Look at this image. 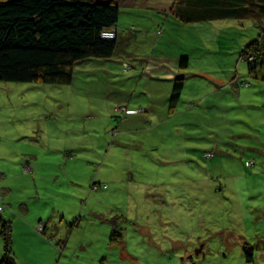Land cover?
I'll return each instance as SVG.
<instances>
[{
    "label": "rangeland",
    "instance_id": "374dc122",
    "mask_svg": "<svg viewBox=\"0 0 264 264\" xmlns=\"http://www.w3.org/2000/svg\"><path fill=\"white\" fill-rule=\"evenodd\" d=\"M115 1L114 57L77 63L67 85L0 81V221L15 264H264V65L243 56L264 17L184 23L175 0ZM117 210L113 230L99 216Z\"/></svg>",
    "mask_w": 264,
    "mask_h": 264
},
{
    "label": "trees",
    "instance_id": "16d2710c",
    "mask_svg": "<svg viewBox=\"0 0 264 264\" xmlns=\"http://www.w3.org/2000/svg\"><path fill=\"white\" fill-rule=\"evenodd\" d=\"M114 1L0 0V81L67 85L74 80L77 63L90 58L114 57L121 45L117 32L121 13ZM175 2L172 12L184 23L264 17V0ZM263 29L264 24L261 35L243 53L252 72L264 65ZM108 32H115V37L105 39L104 34ZM179 60V68L187 70L189 59L182 56ZM181 77L174 81L172 107L184 89L185 79ZM0 222L4 240L0 263L15 264L11 228L7 222ZM248 260L253 261L252 254L247 256Z\"/></svg>",
    "mask_w": 264,
    "mask_h": 264
},
{
    "label": "crops",
    "instance_id": "0c3cea01",
    "mask_svg": "<svg viewBox=\"0 0 264 264\" xmlns=\"http://www.w3.org/2000/svg\"><path fill=\"white\" fill-rule=\"evenodd\" d=\"M136 5V4H135ZM149 6H151V7H156V9H158L159 11H163V9H161V8H168V5H163V4H157V3H150V4H148ZM171 9V8H170ZM166 9H164V11H165ZM118 36L119 37H121V35H119V33H118ZM120 41H121V38H120ZM123 44V45H122ZM124 46V43H121V45H120V50L122 51V47ZM178 67H179V62H178ZM180 69V68H179ZM181 70V69H180ZM183 71V70H182ZM178 76V75H177ZM181 76V75H180ZM169 98V97H168ZM180 101V100H179ZM178 101V102H179ZM178 103H176V105H177ZM176 105L174 106V107H172L171 105H169V109L170 110H172V109H174L175 107H176ZM130 111V110H129ZM136 113V110H132L131 109V111H130V115H128V113L126 114V113H123V114H125L126 116H133L132 114H135ZM181 163V164H183L184 163V161H177V163ZM182 193V192H181ZM110 212V214H108V215H103V217H101V216H99L100 217V220H102V221H104V222H110L111 224H113L114 225V228H113V230L114 229H116V228H120L121 229V210H117V211H109ZM144 213H148L147 211H145ZM144 213L142 212V210L140 211V216H143L144 215ZM126 216L129 218V215L128 214H126ZM95 218H97L98 216H94ZM106 219H108V220H106ZM114 221V222H113ZM126 221H128V220H126ZM158 221V220H157ZM156 221V222H157ZM157 224L156 223H154L153 224V226H150L149 224L145 227V231L147 230V233L149 234L150 233V235L153 233V232H155V226H156ZM62 239H63V237H61ZM127 237L126 236H124V238L122 239V241L121 240H119V242H117L114 246H110L109 248H108V252H107V256L110 258V259H112L111 258V256L113 257H115L116 256V258L117 259H120L121 260V245L122 244H125L126 246L128 245V241H127V239H126ZM81 244V246H82V248L83 249H86V245L84 244V242H82V243H80ZM117 249V250H116ZM116 250V251H115ZM111 252V255H109L108 253H110Z\"/></svg>",
    "mask_w": 264,
    "mask_h": 264
},
{
    "label": "built area",
    "instance_id": "2783aa9c",
    "mask_svg": "<svg viewBox=\"0 0 264 264\" xmlns=\"http://www.w3.org/2000/svg\"><path fill=\"white\" fill-rule=\"evenodd\" d=\"M115 37V32H108L104 34L105 39H113Z\"/></svg>",
    "mask_w": 264,
    "mask_h": 264
},
{
    "label": "water",
    "instance_id": "95a60500",
    "mask_svg": "<svg viewBox=\"0 0 264 264\" xmlns=\"http://www.w3.org/2000/svg\"><path fill=\"white\" fill-rule=\"evenodd\" d=\"M199 251H196V254L198 255Z\"/></svg>",
    "mask_w": 264,
    "mask_h": 264
},
{
    "label": "flooded vegetation",
    "instance_id": "af4514ba",
    "mask_svg": "<svg viewBox=\"0 0 264 264\" xmlns=\"http://www.w3.org/2000/svg\"><path fill=\"white\" fill-rule=\"evenodd\" d=\"M204 245H202V247H203Z\"/></svg>",
    "mask_w": 264,
    "mask_h": 264
}]
</instances>
